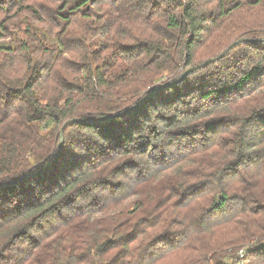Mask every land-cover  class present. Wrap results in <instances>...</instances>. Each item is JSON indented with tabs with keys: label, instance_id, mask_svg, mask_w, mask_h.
Returning a JSON list of instances; mask_svg holds the SVG:
<instances>
[{
	"label": "trees",
	"instance_id": "1",
	"mask_svg": "<svg viewBox=\"0 0 264 264\" xmlns=\"http://www.w3.org/2000/svg\"><path fill=\"white\" fill-rule=\"evenodd\" d=\"M4 40L0 264H264V0H0Z\"/></svg>",
	"mask_w": 264,
	"mask_h": 264
},
{
	"label": "water",
	"instance_id": "2",
	"mask_svg": "<svg viewBox=\"0 0 264 264\" xmlns=\"http://www.w3.org/2000/svg\"><path fill=\"white\" fill-rule=\"evenodd\" d=\"M246 42H248V40H246V39H240V40H238V41L232 43V44L230 45V47H229L226 51H224L223 53H221V55H219V56L216 57V58L209 59V60L205 61V62L202 63V64H199V65H197V66H195V67H192V68L188 69V70L185 72V75H184V76H187V75H189L190 73H193V72H195V71H197V70L203 69V68L209 66L210 64L215 63L216 61L221 60L222 58H224V57L226 56V53H227L228 51H230L231 49L235 48L236 46H238V45H240V44H242V43H246ZM164 87H165V85H164V86L162 85V86L158 87L157 89H155L151 94H149L146 98H144V99L140 102L139 105H141L145 100H147L148 98H150L151 96H153L155 93H157L158 91H160V90L163 89ZM139 105H138V106H139ZM112 118H113V116H107V117H105V118H103V119L98 120L96 123H103V122H105V121H110V120H112ZM76 122L78 123V122H81V121H80V120H77V119H72V120L67 121L66 124L64 125V128L62 129V132H61L62 140H61V143H60V149L62 148V145H63V136H62V135H63V130H64L68 125H70V124H72V123H76ZM54 160H55V159H53V161H54ZM53 161H52V162H53ZM222 198H223L222 196H219V197L217 198V205H220Z\"/></svg>",
	"mask_w": 264,
	"mask_h": 264
},
{
	"label": "rangeland",
	"instance_id": "3",
	"mask_svg": "<svg viewBox=\"0 0 264 264\" xmlns=\"http://www.w3.org/2000/svg\"><path fill=\"white\" fill-rule=\"evenodd\" d=\"M48 39L50 40V38L48 37ZM95 45L97 47V50H99L101 52V55L105 58H110L112 60V64L106 66L105 70L106 72H104V74L106 75L105 77H107L108 75L112 74V73H115V71L118 69V68H121L123 67V63L122 61L120 60L119 57L115 56L113 51L111 50V48L106 44V42L101 39V40H96L95 42ZM0 46L1 47H9L10 46V43L8 41H1L0 42ZM109 64V62H107ZM166 81V76L162 77L158 83L161 84L163 82Z\"/></svg>",
	"mask_w": 264,
	"mask_h": 264
},
{
	"label": "built area",
	"instance_id": "4",
	"mask_svg": "<svg viewBox=\"0 0 264 264\" xmlns=\"http://www.w3.org/2000/svg\"><path fill=\"white\" fill-rule=\"evenodd\" d=\"M249 249L250 248L248 246V247H245L242 250H240V252L238 254V256H239L238 263L239 264H245V263L248 262L247 252H248Z\"/></svg>",
	"mask_w": 264,
	"mask_h": 264
}]
</instances>
